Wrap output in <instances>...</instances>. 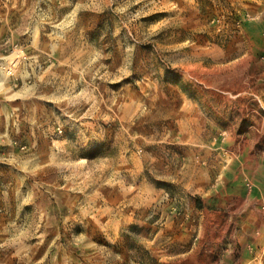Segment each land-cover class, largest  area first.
<instances>
[{
    "label": "rangeland",
    "instance_id": "obj_1",
    "mask_svg": "<svg viewBox=\"0 0 264 264\" xmlns=\"http://www.w3.org/2000/svg\"><path fill=\"white\" fill-rule=\"evenodd\" d=\"M28 4L0 0L1 157L26 152L30 137L65 135L82 155L87 139L96 144L95 169L118 151L135 156L147 185L136 221L98 242L106 255L95 264L234 255L225 246L240 247L264 192V0L46 1L32 18ZM31 23L39 31L25 33ZM28 39L54 44L48 62H24ZM19 103L31 121L16 131L5 116Z\"/></svg>",
    "mask_w": 264,
    "mask_h": 264
},
{
    "label": "crops",
    "instance_id": "obj_2",
    "mask_svg": "<svg viewBox=\"0 0 264 264\" xmlns=\"http://www.w3.org/2000/svg\"><path fill=\"white\" fill-rule=\"evenodd\" d=\"M27 1L24 14L32 18L46 13V8L37 13L36 2L59 0ZM6 12L12 16L16 10ZM19 31L20 27L12 25L13 33ZM23 31L33 34L39 28L31 23ZM27 43L24 62L29 66L45 64L55 50L54 44L40 40L34 44L28 39ZM28 74L34 75L32 68ZM29 109L25 103L8 106V127L12 123L17 131L21 123L30 122ZM0 123L5 128V121L0 119ZM24 146L26 152L11 149L4 157L0 155V166H5L0 167V176L11 179L3 189L0 186V197L4 196L0 200V264H95L98 258L105 259L106 250L98 249V242L114 243L120 228L136 221L137 202L147 186L138 160L126 150L118 151L103 156V163L95 169L90 163L99 157L87 151L96 144L87 139L82 155L77 138L67 135L56 141L30 137ZM80 161L88 164L79 165ZM19 177L27 181L15 182ZM257 195L262 201L251 203L249 230L235 239L242 242L240 247L225 246L237 251L220 255L214 264H264V192ZM225 204L218 205L226 208Z\"/></svg>",
    "mask_w": 264,
    "mask_h": 264
}]
</instances>
